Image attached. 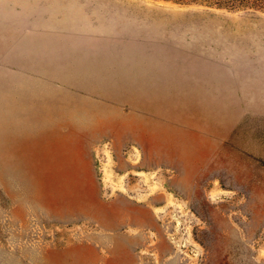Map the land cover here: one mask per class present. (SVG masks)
<instances>
[{"label":"rangeland","instance_id":"1","mask_svg":"<svg viewBox=\"0 0 264 264\" xmlns=\"http://www.w3.org/2000/svg\"><path fill=\"white\" fill-rule=\"evenodd\" d=\"M86 76L99 125L63 127ZM128 214L145 264H264V13L0 0V264H123Z\"/></svg>","mask_w":264,"mask_h":264},{"label":"crops","instance_id":"2","mask_svg":"<svg viewBox=\"0 0 264 264\" xmlns=\"http://www.w3.org/2000/svg\"><path fill=\"white\" fill-rule=\"evenodd\" d=\"M63 65L65 64V61H63ZM65 69V68H63ZM98 77L94 76H86V77H63V127L66 126H98V118L94 116V112L100 108L101 104V97H100V90L98 86ZM144 85V83H143ZM140 103L146 108V105L149 101H152L154 97H151L149 99L148 89H145L142 91ZM102 101L106 102H116L117 100L114 97L107 98L102 97ZM156 98V97H155ZM67 112H70L67 114ZM84 112H91L92 116L91 118H87L88 115H86ZM70 117V118H68ZM85 121H92V123H88ZM96 121V122H94ZM86 123V124H85ZM11 143H15L14 141ZM11 143L9 144L11 146ZM9 146V147H10ZM49 151V150H48ZM9 156L15 157V155H12L9 152ZM145 212V210L143 209ZM143 212V213H144ZM128 219V223L131 224L130 226H135L138 228L137 232H134L131 234V240L128 238L126 239V242H116L115 248L118 249L115 254L116 256H119L120 254L124 255V263L123 264H145L140 256V261L137 260V256L140 255L143 249L145 248V245H143V240L145 235L143 234V230L141 228L143 227V221L141 216L138 217L136 215L128 214L126 216ZM142 242L140 243V241ZM159 243H156V248L158 253L161 254H170L171 247L169 245H166L167 243L163 238L159 239ZM143 245V246H141ZM130 256V257H129ZM121 260V258L119 259Z\"/></svg>","mask_w":264,"mask_h":264},{"label":"trees","instance_id":"3","mask_svg":"<svg viewBox=\"0 0 264 264\" xmlns=\"http://www.w3.org/2000/svg\"><path fill=\"white\" fill-rule=\"evenodd\" d=\"M179 3H204L231 10H246L264 13V0H171Z\"/></svg>","mask_w":264,"mask_h":264}]
</instances>
